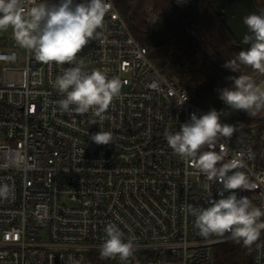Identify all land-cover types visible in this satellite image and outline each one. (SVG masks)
<instances>
[{"label": "built area", "instance_id": "1", "mask_svg": "<svg viewBox=\"0 0 264 264\" xmlns=\"http://www.w3.org/2000/svg\"><path fill=\"white\" fill-rule=\"evenodd\" d=\"M107 2L99 36L76 58L121 81L103 118L60 110L54 81L74 64H42L11 29L0 31V184L13 188L0 198V264H264V231L252 260L218 262L216 247L236 240L204 238L194 227L186 206H210L219 184L174 154L165 133L208 111L149 56L116 0ZM158 18L150 14L149 24ZM11 70H22L24 82H6ZM233 112H220L236 131L215 150L226 152L224 162L243 161L251 187L239 195L264 210V110L251 126L233 123ZM100 130L113 143H94ZM110 223L134 241L125 261L100 256Z\"/></svg>", "mask_w": 264, "mask_h": 264}, {"label": "clouds", "instance_id": "2", "mask_svg": "<svg viewBox=\"0 0 264 264\" xmlns=\"http://www.w3.org/2000/svg\"><path fill=\"white\" fill-rule=\"evenodd\" d=\"M110 5L107 0H0V31L12 30L16 42L30 50L42 64H74L54 81V88L63 96L58 101L61 111L79 114L90 111L97 117L109 109L120 95L121 81L109 78L101 69L86 71L77 54L99 36ZM248 29L243 42L250 44L237 54L238 61L264 73V13L243 17ZM233 87L220 90L219 98L233 111L254 116L264 110V87L255 84L248 75L229 77ZM183 104L186 95H181ZM236 126L221 122L215 109L180 125L175 132H166L165 139L173 153L191 161L194 168L210 181L219 184L218 199L208 207L186 206V213L195 217L194 227L200 236H230L245 246L256 242L264 231V210L256 207L239 192L249 190L247 175L240 171L245 165L238 157L225 161L226 152L216 151L222 140L230 139ZM97 145L113 143L110 132L100 130L91 136ZM227 193V195H225ZM13 195V188L0 184V198ZM106 239L99 252L101 258L119 257L121 261L134 254V241L125 240L116 224H108Z\"/></svg>", "mask_w": 264, "mask_h": 264}, {"label": "trees", "instance_id": "3", "mask_svg": "<svg viewBox=\"0 0 264 264\" xmlns=\"http://www.w3.org/2000/svg\"><path fill=\"white\" fill-rule=\"evenodd\" d=\"M253 1L258 9L264 11V0ZM219 2L177 0L179 19L173 0H116L134 36L147 47L149 56L161 70L177 79L195 104L207 111L215 109L218 112L226 107L219 98L220 90L233 87L229 77L248 75L252 78L258 73L238 61L237 54L246 49L238 47L222 16L217 14ZM152 13L159 17L153 26L148 21ZM192 34L197 36L208 56ZM261 112L250 116L243 111H234L231 121L237 125H255L260 122ZM240 247L218 255L217 261L240 260Z\"/></svg>", "mask_w": 264, "mask_h": 264}, {"label": "water", "instance_id": "4", "mask_svg": "<svg viewBox=\"0 0 264 264\" xmlns=\"http://www.w3.org/2000/svg\"><path fill=\"white\" fill-rule=\"evenodd\" d=\"M173 2L176 7L178 18L180 19L177 0H173ZM216 11L217 14L222 16V20L226 27L236 38L238 47L247 50L250 47V44H245L243 42L245 34L248 33V29L243 23V17L252 13H264V11L258 9L253 0H220L219 4H217ZM192 37L197 41L198 45H200V48L205 56H208L205 48L201 45L197 36L192 34ZM224 71L231 74L227 70Z\"/></svg>", "mask_w": 264, "mask_h": 264}, {"label": "rangeland", "instance_id": "5", "mask_svg": "<svg viewBox=\"0 0 264 264\" xmlns=\"http://www.w3.org/2000/svg\"><path fill=\"white\" fill-rule=\"evenodd\" d=\"M5 77H6V82L8 83L21 84L24 82V72L22 70H11L5 74ZM251 80L255 84L260 85L261 87H264V73L258 72L251 78ZM228 107L229 106L226 105V107H224L220 112H224L225 110L228 109ZM1 139L2 137H0V143H1ZM238 246L239 247L241 246L240 247L241 257H240V260L237 259L236 262H248L252 260L253 256L249 255L252 247L245 246L243 242H237V241L227 242V243L218 245L216 247L217 257L218 255H223V254L231 252L232 249H234L235 247L238 248Z\"/></svg>", "mask_w": 264, "mask_h": 264}]
</instances>
